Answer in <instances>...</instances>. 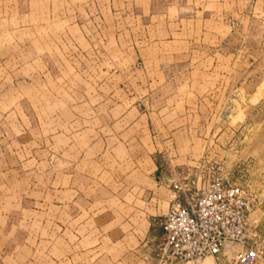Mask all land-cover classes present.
<instances>
[{"label":"rangeland","instance_id":"rangeland-1","mask_svg":"<svg viewBox=\"0 0 264 264\" xmlns=\"http://www.w3.org/2000/svg\"><path fill=\"white\" fill-rule=\"evenodd\" d=\"M153 1L0 0V264H159L148 222L215 164L264 235V0Z\"/></svg>","mask_w":264,"mask_h":264},{"label":"built area","instance_id":"built-area-1","mask_svg":"<svg viewBox=\"0 0 264 264\" xmlns=\"http://www.w3.org/2000/svg\"><path fill=\"white\" fill-rule=\"evenodd\" d=\"M173 184L160 221L159 264L202 262L234 244L237 264H264V235L248 222L254 204L223 164L206 165Z\"/></svg>","mask_w":264,"mask_h":264},{"label":"crops","instance_id":"crops-1","mask_svg":"<svg viewBox=\"0 0 264 264\" xmlns=\"http://www.w3.org/2000/svg\"><path fill=\"white\" fill-rule=\"evenodd\" d=\"M69 3H73L74 6L78 8V10H76L77 13L74 15H71L69 12V18H80L82 20L89 19L91 17V12L89 9L94 3H101L106 12L113 15L114 17H122L123 15L126 16V14H128L130 11H133V16L135 17L150 19L151 17L158 15L164 16L169 11V9H171V5L167 3L163 7L157 8L154 5L153 0H69ZM95 12L98 13V11ZM77 29L81 33V41L84 42V26L81 24V26L77 27ZM154 227L155 226L152 222H148V234L146 235L147 237L145 242L148 243L149 246H152V248L148 249L147 253L144 255V258H148L149 260H153L152 256L154 254V250L156 249L155 247L162 238L160 222L158 228ZM143 243L141 246L144 245Z\"/></svg>","mask_w":264,"mask_h":264}]
</instances>
